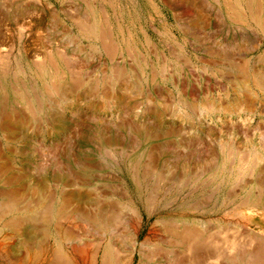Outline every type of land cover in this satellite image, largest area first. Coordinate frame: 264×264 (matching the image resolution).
Listing matches in <instances>:
<instances>
[{
  "label": "rangeland",
  "instance_id": "1",
  "mask_svg": "<svg viewBox=\"0 0 264 264\" xmlns=\"http://www.w3.org/2000/svg\"><path fill=\"white\" fill-rule=\"evenodd\" d=\"M251 2L0 0V84L12 92L0 98V115L13 109L19 124L13 122L15 136L10 151L4 150L17 180L9 187L0 174V202L10 188L24 193L17 212L0 216V264H26L16 259L25 253L17 236L11 240L16 258L2 252L3 237L14 235L4 224L15 220L22 221V235L33 241L30 248L44 241L46 260L39 264H53L58 249L72 252L80 245L91 252L99 248L96 264H101L106 238L118 248V263L134 250L131 264H176L178 258L188 264L194 260L191 252L171 245L166 233L168 226L180 229L181 220L214 241L198 248L196 264H231L235 254L249 251L247 241L258 231L242 218L241 206L255 193L254 182H264V89L251 83V95H244L236 85L242 67L251 76L264 74V0ZM92 10L99 12L108 42L117 47L113 56L95 38H82L73 22L91 27ZM52 49L70 50L74 74L83 78L73 88L74 76L62 74L55 84H70L73 91L61 98L44 94L53 82L23 72L40 67L37 56ZM19 88L38 100L46 124L20 102ZM32 130L40 135L35 142ZM76 155L90 160L79 161ZM63 166L74 170L61 172ZM46 169L59 172V181L41 179L38 174ZM66 182L84 209L120 211L108 237L77 222L73 213L58 218L55 211L31 207L32 188L45 191L42 205H56ZM132 207L141 215L136 247L130 239ZM68 233L74 237L69 242ZM225 237L235 241L230 251Z\"/></svg>",
  "mask_w": 264,
  "mask_h": 264
},
{
  "label": "bare ground",
  "instance_id": "2",
  "mask_svg": "<svg viewBox=\"0 0 264 264\" xmlns=\"http://www.w3.org/2000/svg\"><path fill=\"white\" fill-rule=\"evenodd\" d=\"M223 1H225V2L234 1L237 4L238 3L240 4L241 0H223ZM251 1H253V0H250V2ZM217 2L219 4H221L222 0H217ZM247 4H249V3H247ZM253 6H254V3L251 4V7H253ZM96 10H92L91 11V16L93 17V23H91V25H92L91 27L86 29L81 23L75 22V21H73V22H74L75 26L80 30V32L83 33V37L82 38H84V39L86 37L95 38L98 42H100L101 48L104 50V52H106L107 54H111L113 56V54L114 55L116 54L117 47L115 45H112L111 43L108 42V35L105 32V29L102 27V25H100L101 24L100 23V21H101L100 20V14ZM237 16L238 17H242V15L239 14V13L237 14ZM103 20H104V17H103ZM103 22L106 23L105 21H103ZM261 25H263V24H261ZM86 26H88V25H86ZM55 49H52L50 52H47L43 56V58H41L40 56H37L38 61L42 60V62L40 64V67L37 66L36 64H35L34 67L33 66H28L27 68L23 69V72H25V74H30V75H32V74L39 75L41 80H42V82H44V83L45 82L47 83L49 81L53 82L50 85L46 84V88H44L45 89V93L44 94H47V95L48 94H52L54 96H57V97L61 98V97H63V94L66 93V91L68 92L69 87H70V86L68 87V85H70V84H67L66 86L63 85V84H61V85L55 84L56 81L57 82L60 81L58 79L61 78L62 74L67 75L68 77L69 76H71V77L74 76V78L76 79V80H74V82L75 81L76 82L75 83L73 82L74 83V86H72L73 88L76 87V86L77 87L80 86L82 84V82H83V78L81 76H79V75H75L74 74V69L72 67L73 65L70 63L71 61L69 60V57H68L71 54L70 50L63 54V53L58 52V49L57 50H55ZM19 72H21V71H18V74H19ZM240 73H242V78L240 77L241 79L237 80L236 85H237L238 88H240V90H242L244 88L243 89V91H244L243 94L244 95H245V93H248V95L250 93H252V84H255V88L257 87V88L264 89V74L261 73V74H258V75L256 74L254 76H251L247 72V70L243 69V67H242ZM25 74H23V75H25ZM5 76H6V79L8 80L9 75L6 74ZM72 87H71V89L73 91ZM253 87H254V85H253ZM19 90L20 91L18 92V94L16 96L18 97L20 102L23 105H25V107L27 108L28 112L31 113L33 116L41 115V122L46 124L47 123L46 122V118L43 117V115H42L43 113H42V110L39 107L40 105L37 103L38 100L36 101L35 99H31L28 96V93H27V91L25 89H20L19 88ZM10 94H12L10 89L8 87H6L5 85H1L0 84V98H2V99L7 98L8 96H10ZM44 97H45V95H44ZM41 98L43 99V97H41ZM32 115H31V117H32ZM14 117L17 118V113L13 109L9 110V112L5 113L4 115L3 114L0 115V133H1V139H2V141H0V174L2 175V177L5 176L6 179L4 181H5L6 185L9 186V187H12L13 183H15V182H13V180L16 179L15 178L16 175L12 174L13 172H11V168L9 167V161L5 157V151L4 150L6 149V150L10 151V144L12 143L13 137L15 136L14 135V127H13V122H15L14 119H13ZM21 120H22V118H21ZM16 121H18V120H16ZM23 121L24 120H22L21 125H23L22 124ZM59 122L60 121H58V123ZM14 124H17V123L15 122ZM60 124H61V122H60ZM17 125H19V124H17ZM28 129H30V128L28 127ZM38 136H40V135L38 133H35L34 130L31 131V133H30L31 141H33V142L37 141L36 139H37ZM32 152L34 153V151H32ZM240 155H242V154H239V156ZM249 156H250L251 159L255 158V160H260V158L262 157V156L259 157L256 154H250ZM245 157H248V155L247 156L245 155ZM76 158H77V160L83 161L85 163H88L89 160H90V157H87V156H85L84 159H83V158H81L80 155H76ZM212 164H214V163H212ZM259 165H260V163H259ZM63 167L64 168H63V170L61 172H65L66 170H69V171H73L74 170V168L72 166H68V167L67 166H63ZM254 167H255V165H254ZM240 168H241V166H240ZM251 168H253V167H251ZM35 169L37 170V167H35ZM186 173L187 172H185V174ZM197 173H195V175ZM235 173H236V171H235ZM38 175H39V177L41 179H44V180H49L50 179V180H54V181H59L60 173L59 172L57 173V172H54V171L51 172L49 169H46V171L44 173H39ZM251 176L252 175H250V177ZM189 178H190V176H189ZM260 179H263V178H260ZM234 181H235V179H234ZM249 183H252V179L249 180V182L247 181L244 184V187L248 186ZM68 185H69L68 182L63 183V185H61L62 186V188H61L62 192H61V196L59 197V199L57 198L58 201L57 200L55 201V202H57L56 205H50V203L49 204L46 203V204L42 205L43 204V200L48 199L45 196V191L41 187H34V188L31 187L32 188L31 190L34 189V192L36 191L35 192L36 198H34V200H33L34 201L33 202L34 206H31V207L39 208V209L42 207L43 209L42 208L41 209L45 211V214H49V213L51 214L52 211L53 212L55 211L57 213L58 218L66 217L68 219L69 218L68 214L70 215V214L73 213L75 215V219H76L77 222L79 221V222L86 223V224L92 226L93 228H96L97 231H99L101 234H103V235L108 237V235H110V233H112L114 231V228H115V225H116L115 223L117 222V220L120 218V215H121L120 211H117V210H112V211L108 210L107 211V210H104L101 207H97L93 212H90V211H88V210H86V209H84L82 207L83 206L82 205V200H81L82 198L80 196H75L74 195L75 192L67 190ZM17 188L16 187L15 188H10V190L6 191V194L4 196H1L2 197V201L0 202V216H4V215H2V213H4V214H13L14 212H17V210L19 209V204H20L21 199H23V197H24V193L21 192L20 188H18V189ZM251 188L255 191V193L253 194V192H252L251 194H253V195H250L249 198L245 197L247 199V201L242 200V201H245V203H244V205H242V206L240 205V206H241V210H242V218L247 220L252 226L255 225V229L258 232L255 231L256 232L255 236L253 235L250 238L248 237L249 240L247 241V246H249V249H248L249 251L246 250L247 252L246 253L242 252V254L239 253V252L238 253L236 252L237 254H235V256H234V252H233L234 258L232 259L231 264H264V241H263L264 238L260 236V234H262L261 232L264 233V229H263L264 227L262 225L264 223V182L263 181H259V179H258V181L256 180V182H254V184L251 186ZM240 189H241V187H240ZM240 204H241V202H240ZM40 213H42V212H40ZM131 214H132V218H133V226L130 229V233H131L130 234V239H131L134 247H136V245H137L136 226L140 223L141 215H140V212H139L138 208H136V207H132L131 208ZM42 216H44V215H42ZM45 216H48V215H45ZM238 216L239 215H237V217ZM238 218H240V217H238ZM242 218H240L241 221H244V220H242ZM0 219H1V217H0ZM76 221H74V222H76ZM181 222H183L184 225L181 226L180 229H178V228H176L174 226H168L166 228V230H167L166 233H168V235H169L168 238L170 239L169 241L171 242V245L174 244L176 246H181L185 250H188V252L189 251L191 252L190 254L192 255V258H194V260L191 258L192 261L190 263H188V264H196L197 263L196 251L198 250V248L201 247V245H206L207 243L214 242V241H213V239L210 240L209 239L210 237H208L203 230H199V229L193 227L192 224H190L191 222H189L188 220H184V221L181 220ZM169 224H167V225H169ZM246 224H248V223H246ZM4 225H5V229L7 231H10V232H12L14 234V235H11V236H10V234H8L7 236L4 234L5 236L2 239V241L4 242V246L2 248V252L4 254H7L6 255L7 257L10 256V258L12 257V259L14 257L16 258V256H14V254H13L14 251H12L13 250V245L11 244V240H12V238L14 236H17L20 239V241H19L20 247L25 252V253H22V255H21L20 252L18 253V258H16V259L19 260V262H22V260H24L26 264H31L30 262H32V263L34 262L33 260L31 261V259H35L36 261L41 260V259H43V260L45 259L44 256L47 255V254L45 253L46 246L44 244V241H42V240H39L38 242L34 241L35 242V247H31L30 248V246H32V244H33L32 243L33 241L31 242V240H29L27 238V236L22 235V233H21L22 232V228H23L22 221L15 220V221H13L11 223H7V224H4ZM224 227H226V226H224ZM221 229H222V227H221ZM5 233H7V232H5ZM58 233H59V231H58ZM65 233H67V232L65 231ZM59 234H58V236H59ZM250 234H252V232ZM60 236H61V234H60ZM64 238L67 241L74 239L73 235L72 234L70 235L69 233L68 234H64ZM217 238H219V237H217ZM244 238H246V237H244ZM106 239L108 240V243H107V246H106L102 261H101V264H131V261H132V258H133V254H134V250L131 253H129V255L126 256L124 261L118 263L115 260V257H116L115 254H117L116 250L118 248L115 250V248L113 246V242H111L109 240V238H106ZM62 240H61V242H62ZM232 241H228L227 238L225 240V244L228 245V250H229V248H232L231 243L232 244L235 243V241H233V242ZM41 242H42V245L44 244L45 248L42 245H40ZM73 242H74V240H73ZM236 244H239V243L236 242ZM240 247H241V245H240ZM57 248H61V245H60V247L58 246ZM214 248H215V246H214ZM222 248H224V247H222ZM243 248H246V247H243ZM30 249L32 251H30ZM98 249L99 248H95V250H93L91 252L85 246H81L80 245V246L74 248L72 252H70V251L66 252L63 248H61V249H58L57 256L55 255L57 260L55 259L56 261H54L53 264H87L88 261H90V260L91 261H90L89 264H91V263L92 264H96L97 263V256H98V254H97ZM224 249H226V248H224ZM238 249H239V247H238ZM243 250L245 251V249H243ZM18 251H20V250H18ZM46 251H47V249H46ZM231 251H233V250H231ZM211 252L213 253L214 251L212 250ZM215 254H217V251L214 252V255ZM15 255H17V254H15ZM216 256H218V255H216ZM219 256H220V254H219ZM181 261L178 258V262L176 264H182ZM41 262L38 261V263H36V264H39ZM47 264H52V263L49 262ZM142 264H149V262H144Z\"/></svg>",
  "mask_w": 264,
  "mask_h": 264
}]
</instances>
